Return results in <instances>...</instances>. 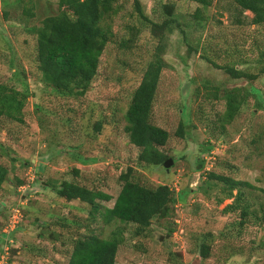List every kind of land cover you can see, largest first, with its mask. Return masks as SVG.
<instances>
[{
    "label": "rangeland",
    "instance_id": "1",
    "mask_svg": "<svg viewBox=\"0 0 264 264\" xmlns=\"http://www.w3.org/2000/svg\"><path fill=\"white\" fill-rule=\"evenodd\" d=\"M140 2L154 21L164 18V3L175 6L176 20L159 44L165 65L152 110V122L169 132L168 171L163 164L138 163L140 149L124 130L132 92L158 46L134 0H118L105 22L113 36L81 97L54 92L35 68V28L57 11V0H0V82L29 92L23 122L0 117V162L8 168L0 187V264H66L73 238L87 232L109 238L119 228L116 264H264V225L253 219L239 225L236 213L223 211L233 199L207 178L213 171L251 184L244 192L251 208L258 207L264 189V73L255 80L233 78L220 66L238 62L237 68L258 73L264 23H236L232 0H213L201 9V20L193 18L200 5L191 0ZM234 88L245 101L230 123L222 122L223 93ZM128 167L134 181L168 184L176 199L170 215L153 218L141 236L134 224H106L99 214L91 219L88 204L55 193L61 181H74L110 194L113 199L99 202L111 207L122 184L118 175ZM15 208L20 213L13 219ZM202 243L209 246L206 258L199 253Z\"/></svg>",
    "mask_w": 264,
    "mask_h": 264
},
{
    "label": "trees",
    "instance_id": "2",
    "mask_svg": "<svg viewBox=\"0 0 264 264\" xmlns=\"http://www.w3.org/2000/svg\"><path fill=\"white\" fill-rule=\"evenodd\" d=\"M117 1L57 0V11L42 19L41 24L35 28V68L41 81L50 86L54 92L81 97L89 90L98 71L100 56L113 36L110 26L105 22L116 13ZM191 1L200 5L192 14L196 20L202 19L201 9L209 7L213 2V0ZM232 1L236 23L242 24L246 19L251 24L264 23V0ZM134 7L142 24L157 38L156 46H158L157 51L156 49L153 51L143 67L139 83L132 92L124 114L126 122L124 130L129 142L140 149L137 162L157 166L162 165L163 161L170 157L166 151L169 132L152 122V110L165 65L159 44L165 32L170 29L171 23L176 20L175 6L167 3L162 5L165 16L161 21H154L143 12L140 0H134ZM245 11L251 12L252 16L247 18L243 14ZM123 44L127 46L125 41ZM262 55L264 56V52L261 53ZM215 65L218 66V64ZM238 65V62H232L223 64L220 68L233 78L248 80H255L259 73H264V65L258 68V73L252 72V68H237ZM238 90L240 88H234L233 92L224 91L226 110L222 122L230 123L244 103L246 95L235 92ZM28 97L29 92L25 89H17L13 85L0 82V117L23 122V110ZM100 127L101 122H97L96 130ZM177 132L180 136L184 135L183 124L179 126ZM200 167L201 163L198 169ZM132 171L133 168L128 167L127 171L118 175L122 184L111 207H105L99 202L113 199L110 194L74 181L63 180L54 190L58 198L66 201L79 200L88 204L91 219H95L99 214L106 224L112 221L134 224V234L141 236L151 226L153 218H164L170 215L173 210L171 207L176 199L168 184L146 186L131 178ZM73 172L78 173V170L73 169ZM7 175L8 168L0 162V187ZM207 178L220 182L223 197L233 199L223 211L236 213L239 225L242 226L251 219L259 225H264V189H262V198L258 202V207L251 208L244 192L246 185L253 187L251 184L213 171L208 172ZM22 183V180H17V185ZM234 189L237 190L236 194H233ZM120 232V228L114 230L109 238L100 237L92 232L76 236L73 238L72 249L66 264H116V254L122 241ZM199 253L201 258L208 257V244L202 243Z\"/></svg>",
    "mask_w": 264,
    "mask_h": 264
},
{
    "label": "water",
    "instance_id": "3",
    "mask_svg": "<svg viewBox=\"0 0 264 264\" xmlns=\"http://www.w3.org/2000/svg\"><path fill=\"white\" fill-rule=\"evenodd\" d=\"M172 162H173V160L169 157L163 161L162 164L167 171L169 170V167L171 166Z\"/></svg>",
    "mask_w": 264,
    "mask_h": 264
},
{
    "label": "built area",
    "instance_id": "4",
    "mask_svg": "<svg viewBox=\"0 0 264 264\" xmlns=\"http://www.w3.org/2000/svg\"><path fill=\"white\" fill-rule=\"evenodd\" d=\"M19 213H20V211L18 208L13 209L12 218L14 219V218L18 217ZM13 221L16 222L15 220H13Z\"/></svg>",
    "mask_w": 264,
    "mask_h": 264
}]
</instances>
